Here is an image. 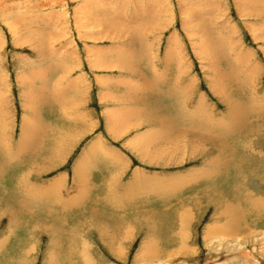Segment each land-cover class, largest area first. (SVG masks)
I'll use <instances>...</instances> for the list:
<instances>
[{
    "label": "rangeland",
    "instance_id": "1",
    "mask_svg": "<svg viewBox=\"0 0 264 264\" xmlns=\"http://www.w3.org/2000/svg\"><path fill=\"white\" fill-rule=\"evenodd\" d=\"M252 9L264 12V0H0V135L15 144L27 117L28 135L44 140V160L31 164L60 150L39 173L22 162L0 177V264H264V208L252 204L264 206V114L254 110L264 18ZM108 18L136 29L105 32ZM223 79L250 122L240 136L212 90ZM31 83L53 98L41 107L49 129L32 131ZM148 138L144 159L134 145ZM109 150L118 154L109 169H143L132 200L119 198L129 173L101 186ZM22 172L56 188L32 198L18 188ZM229 204L235 217L223 213ZM216 225L228 235H209ZM152 241L160 251L149 261Z\"/></svg>",
    "mask_w": 264,
    "mask_h": 264
},
{
    "label": "bare ground",
    "instance_id": "2",
    "mask_svg": "<svg viewBox=\"0 0 264 264\" xmlns=\"http://www.w3.org/2000/svg\"><path fill=\"white\" fill-rule=\"evenodd\" d=\"M252 11L255 12L256 15H258V17L264 18V12L259 11V9L258 10L252 9ZM200 18H202V17H200ZM262 22H264V21H262ZM102 25L104 26L103 29L106 30L105 32H107V30H111L110 31L111 33L117 32V31L112 32L113 30L120 29L118 32H120L122 34H127V33H131L133 30L136 29V28L135 29H132L129 26H120V25H122V23H120V22L118 23L114 19H111V18H108V19L104 20L103 23H102ZM202 49L204 50V48H202ZM212 64L216 67V63H213L212 62ZM241 71H242V69H240L239 71L233 72L234 75H235V78L237 79V81H238V75H239V73ZM136 76L138 77V75H136ZM252 76H253V74H252ZM228 82H229L228 79H226V80L223 79L221 81H219V80L218 81H215V83L212 85V88H213L212 90H213V92L216 95L222 96V99L225 102L224 104L228 107V111L230 113V117L233 119L232 120V123H231V126L232 127H231V132L230 133L233 134V135H235V136H240L241 133H242V130H244V128L250 122H249V120L247 118H245L244 115H241L240 114V110L238 108H235V105H234L235 104V98L233 97V95L235 94L234 88L232 86H230V89L228 90V92L225 91L224 86H225V84H228ZM181 86L183 87V85H181ZM29 89H30V91H28L24 95V102H25V107L28 110V112L32 113L33 116H34V123H33L32 131H36V130H38L40 128L49 129V126L46 124V122H44V120L42 118V114L43 113L41 114V107H43V105H48L49 106L50 105V101H52L53 98L51 99V97H49V92H48L47 88L44 87V86L43 87L41 86V87L37 88V87H34V85L31 83L29 85ZM133 89L134 88L131 86L130 89L127 91V93H131L132 91H134ZM187 90L188 89H186V91ZM234 96H236V94ZM123 97L124 96H121V98H118L117 101H123L124 100ZM200 103H201L200 104V111H208L211 108V106H212L209 102H206V100L203 98V96L200 99ZM254 107H255L254 110L259 113V116H257L256 119L263 120L262 119V115L264 114V86L262 88L260 100L254 105ZM5 110H6V107H5ZM246 110H249L250 111V109H246ZM1 111H2V114H3L4 113L3 108H2ZM211 111L213 112V108L211 109ZM211 116H216V115L215 114H211ZM83 120L81 122L82 124H83ZM108 120H109L108 127L111 129L113 126H115V114L109 113L108 114ZM1 121H2V123H1ZM1 121H0V128H2L3 131H6L7 130L6 127L8 125L5 124V121H3V119ZM159 123H161V122L159 121ZM171 123H172L171 120L168 119L166 121V119L163 118V123L161 125H162V127L169 128V127L172 126ZM22 125H23L22 131H21V133L19 135V138H18V140L16 141L15 144L13 143L11 137H9L7 139L5 136L3 137V136L0 135V177L3 176V172L5 171V169L6 168H9L10 166L12 167V165L14 163H17L18 165H21L22 162H23L25 164L26 170H27V167H29L30 165H33V164H31L32 162H35V161H38V160H44V158H41L40 157V155L38 153V150H37L40 146H42V144H44V140H38V137H35V139H33L30 135H28L27 130H26L27 129L26 126L28 125V119H27V117H25L22 120ZM227 130H228V127H227ZM154 140L148 138L146 140L145 144H141V142H140V144H135L134 145V146H136L138 148L140 147L139 153H140V155H141L142 158L146 159V155H147V151H148L147 148L144 149L143 147H146V144H151L152 142H154ZM98 148L102 149V145L100 147H98ZM103 148H105V147H103ZM92 149H94V147L89 148V150H92ZM58 151H60V150H58V149L55 150V152H56L57 155L59 153ZM109 151L110 152H109V154L107 156L112 155L114 159L118 157V154L117 153H115L112 150H109ZM95 154H96V151H95ZM49 155H50L49 158H47L48 155L46 156L45 163L42 162V166L39 165L38 162L36 163V165H33L34 168L37 167V173H39L41 171L40 170V166L43 169V167H45L46 165H48L51 162H53V159H54V156L55 155H53V153L51 151H50V154ZM96 160H98V159L96 158ZM219 162H221V160ZM215 163H218V162H215ZM220 164H223V163L221 162ZM23 172H25L26 174L28 173V171H23ZM23 172L21 174V178L18 180V182H19L18 183V188L21 189V190H23L27 194H32V196H31L32 198H35V195H34L35 193H41V192H43L44 191V188L46 186H49L50 184H52V186L54 188H56V183L54 181L48 182L47 184L44 185L45 187L43 185H37L35 187V185H33L31 182H29L27 184L26 183V180L24 179V177H22L23 176ZM163 189L160 188V190L164 191ZM28 190H31V191H28ZM37 198L39 199L38 196H37ZM43 199L45 200V198H43ZM0 200H2V199L0 198ZM259 200L261 201V199H259ZM252 204L254 205V207L256 206L258 208H264V206H258L255 203H252ZM260 205H264V202L261 201L260 202ZM232 206H235V205H233V204L227 205L226 209L223 211V213H224V215L226 217L228 216V212H230L232 214V216L235 217V211L237 210V207L234 208ZM27 207H28V205H27ZM6 209H7V207H6ZM28 209L29 208H27V212H28ZM7 211H8V209H7ZM185 212L184 213L187 215L188 214V211L186 210ZM230 213H229V215H231ZM16 216H19V214H17ZM237 216H240V215L237 214ZM241 218H239V219H241ZM230 224L232 225L231 226L232 229H230V231L233 232L235 230L237 232L236 228H238V225L235 222H230ZM218 225H216L217 228L215 227V229H211L210 228L209 235H212L213 233L220 234V235H228V231H226V230H228L229 228H226L224 230L223 228H221ZM238 230H239V228H238ZM206 236H208V233H207ZM152 244L153 245L151 246V251H149V253L146 254L147 259L149 261L153 257H155L156 254L158 255V252L160 251V247L158 246V244L155 243V241H152ZM32 249L33 248H31L30 250H32ZM181 249L183 251L188 250V248H186V247H181ZM30 253L31 252L29 250H26L24 252L25 256H29ZM56 256H57L56 255V252L55 253H52L51 258L52 259L54 257L56 258ZM54 263H55V261H54ZM48 264H53V261L52 260H49ZM68 264H70V263H68Z\"/></svg>",
    "mask_w": 264,
    "mask_h": 264
},
{
    "label": "crops",
    "instance_id": "3",
    "mask_svg": "<svg viewBox=\"0 0 264 264\" xmlns=\"http://www.w3.org/2000/svg\"><path fill=\"white\" fill-rule=\"evenodd\" d=\"M104 156V159H105V172L103 173L104 174V178H103V181H102V183H101V186H105L104 188H106V191H107V187H109V185H112V183H110L111 182V179H112V177L114 178V176H117V175H122L123 177L127 174V173H129V177L127 178V179H125L124 181V186L122 187V189H121V196L119 197V198H125L126 200H132V199H134L135 197H134V193H133V191H134V185L136 184V181H137V179L138 178H136L138 175L136 174V172L138 173V172H140L141 170H143V169H141L140 171H138V169H136V170H134V172H133V168H134V166H130L129 168H128V166L129 165H132V163L130 164V163H127L126 165H124V167H122V168H119L118 170L117 169H109L111 166H110V162H112V165H116L117 163H115L116 162V160H114V159H112L111 157H109V156H106V155H103ZM103 172V171H102ZM142 172V171H141ZM100 173V172H99ZM98 172H96V173H94L95 175L93 176V178H94V183L96 182V180H98L97 179V177L99 176L98 174H99ZM133 173H134V175H133ZM140 175V174H139ZM132 176H134L133 178H132ZM132 178V179H131ZM129 180V181H128ZM94 183L92 184V185H94ZM111 187V186H110ZM94 188V187H93ZM93 188H91V190H90V192H92V190H94ZM77 189L75 188V186H74V191L72 192V194H73V198H78L77 196H76V194H77V191H76ZM103 193V192H102ZM75 195V196H74Z\"/></svg>",
    "mask_w": 264,
    "mask_h": 264
}]
</instances>
